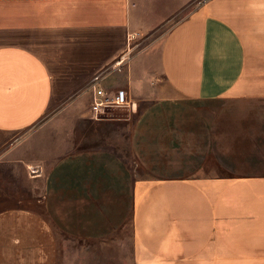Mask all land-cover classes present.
Instances as JSON below:
<instances>
[{"label":"crops","instance_id":"obj_1","mask_svg":"<svg viewBox=\"0 0 264 264\" xmlns=\"http://www.w3.org/2000/svg\"><path fill=\"white\" fill-rule=\"evenodd\" d=\"M136 16L129 0H0V150L32 146L20 134L126 52ZM124 67L103 86L146 105L130 121L95 118L91 93L72 104L73 131L95 132L54 163L42 210L0 211V264H55L65 234L127 227L133 264H264V0H210ZM125 129L146 174L92 142Z\"/></svg>","mask_w":264,"mask_h":264},{"label":"rangeland","instance_id":"obj_2","mask_svg":"<svg viewBox=\"0 0 264 264\" xmlns=\"http://www.w3.org/2000/svg\"><path fill=\"white\" fill-rule=\"evenodd\" d=\"M209 1L129 0V7L134 9L137 15L132 21L129 45L126 52L107 67H113L122 59L125 60L123 66H128L134 57L150 51L176 25L189 18ZM118 75L111 76L109 83L117 81ZM88 84L89 82L71 97L56 103L39 123L20 134V137H24L21 138L22 140L27 138L35 141L32 146H28L31 144L28 143L18 147L19 149L10 146L0 150V211L24 206L42 210L45 177L54 163L61 155L67 154L75 147L78 148L79 145L81 147L82 137L87 138L89 134L95 132L93 126L86 122H81L80 131L77 129L73 131L76 121L71 113L72 104L75 103L77 108L85 109L87 106L89 108L90 100L85 91ZM145 105L136 104L133 109H125L122 113L123 117L133 121L139 114L140 108ZM114 115L113 110L104 117ZM97 134L91 135L94 137L92 142L96 140L99 143L103 142L105 146L113 147L129 161L135 175L144 173L131 155L127 129L122 131L121 137L118 136L116 140H110L109 136L106 137L107 139L103 138L106 133L101 134V131ZM209 163L208 170L220 173L213 162ZM38 175L41 177L37 181L31 180L33 176ZM55 264H133L130 227L125 228L124 233L105 241L77 240L65 234L63 242L59 245Z\"/></svg>","mask_w":264,"mask_h":264},{"label":"built area","instance_id":"obj_3","mask_svg":"<svg viewBox=\"0 0 264 264\" xmlns=\"http://www.w3.org/2000/svg\"><path fill=\"white\" fill-rule=\"evenodd\" d=\"M124 63L125 60L122 59L113 67H108L100 74L96 75L87 85L85 91L86 93L92 94L90 109L95 118L101 119L104 115L113 110L133 109L136 107L137 103L130 98L126 91L119 90L117 92H110L103 86L106 75L111 72L122 71Z\"/></svg>","mask_w":264,"mask_h":264}]
</instances>
